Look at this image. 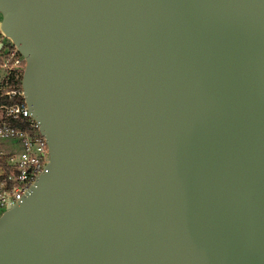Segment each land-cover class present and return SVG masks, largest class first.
Returning a JSON list of instances; mask_svg holds the SVG:
<instances>
[{"label":"water","instance_id":"water-1","mask_svg":"<svg viewBox=\"0 0 264 264\" xmlns=\"http://www.w3.org/2000/svg\"><path fill=\"white\" fill-rule=\"evenodd\" d=\"M49 159L0 264H264V0H0Z\"/></svg>","mask_w":264,"mask_h":264},{"label":"built area","instance_id":"built-area-1","mask_svg":"<svg viewBox=\"0 0 264 264\" xmlns=\"http://www.w3.org/2000/svg\"><path fill=\"white\" fill-rule=\"evenodd\" d=\"M3 41L0 34V216L23 199L49 159L46 141L23 101L25 60Z\"/></svg>","mask_w":264,"mask_h":264},{"label":"flooded vegetation","instance_id":"flooded-vegetation-1","mask_svg":"<svg viewBox=\"0 0 264 264\" xmlns=\"http://www.w3.org/2000/svg\"><path fill=\"white\" fill-rule=\"evenodd\" d=\"M2 44H3V45H4V44H6V39H4V41H3V43H2Z\"/></svg>","mask_w":264,"mask_h":264},{"label":"trees","instance_id":"trees-1","mask_svg":"<svg viewBox=\"0 0 264 264\" xmlns=\"http://www.w3.org/2000/svg\"><path fill=\"white\" fill-rule=\"evenodd\" d=\"M17 101H21L22 99H16Z\"/></svg>","mask_w":264,"mask_h":264}]
</instances>
